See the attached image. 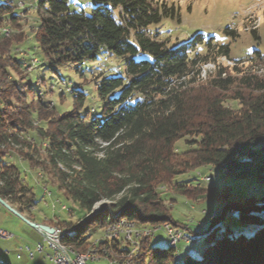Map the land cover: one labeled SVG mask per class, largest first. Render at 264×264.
<instances>
[{
    "label": "trees",
    "instance_id": "1",
    "mask_svg": "<svg viewBox=\"0 0 264 264\" xmlns=\"http://www.w3.org/2000/svg\"><path fill=\"white\" fill-rule=\"evenodd\" d=\"M93 1L85 14L71 8L69 0H38L39 21L30 35L41 58L20 47L31 56L22 59L11 47L12 36L3 31L20 27L19 16L9 0H0V197L34 221L33 188L6 158L14 153L30 171H42L57 196L76 205L67 213L79 215L77 221L42 222L59 226L60 243L81 251L90 244L93 227L107 228L121 219L178 225L157 185L166 184L192 200L213 192L197 175L173 180L186 171L216 167L221 176L253 177L264 185V76L249 72L238 77L219 68L211 79L197 82L200 66L229 55L226 44L196 33L169 46L148 28L173 16L157 0ZM103 51L119 57L124 71L93 75L98 112L85 108L86 94L73 89L70 109H47L29 74L23 81L13 76L22 74L23 60L31 63L32 57L36 68L46 64L51 75L58 76V67L69 64L83 76L85 62ZM179 140L187 145L180 160L175 153ZM227 188L221 196L228 195ZM227 218L259 227L245 235L226 225L218 233ZM200 237L208 242L201 257L187 254L180 264H264V186L258 202L247 196L222 206ZM119 242L110 240L109 245L128 253L129 247ZM138 244L135 264L174 262L177 245L155 246L147 236Z\"/></svg>",
    "mask_w": 264,
    "mask_h": 264
},
{
    "label": "rangeland",
    "instance_id": "2",
    "mask_svg": "<svg viewBox=\"0 0 264 264\" xmlns=\"http://www.w3.org/2000/svg\"><path fill=\"white\" fill-rule=\"evenodd\" d=\"M9 1L15 6L14 11L19 16L21 26L17 29L4 28L5 37L12 36L11 47L12 49L16 47L15 52L18 57H22V59L31 58L23 48L20 49V47H29L41 58L40 49L34 48L32 35H30V29L37 25L39 21L36 12L38 0ZM157 2L164 4L168 9H172L173 16L162 19L159 23H152L148 28L152 32H156L159 39L166 41L169 46L185 41L196 33H202L204 37L213 36L217 44L228 46L229 55L227 57H218L214 63L209 62L200 66L201 73L197 82L211 79L219 68H224L227 73L238 77L249 72L260 77L264 76V0H157ZM94 4L93 0H69L71 8H82L85 14L90 13ZM227 29L233 31V33H230ZM256 51L261 56L259 60ZM23 62L22 74H13V76L23 81L24 74H29L30 78L29 76L28 78L32 81V85L37 90L40 99L44 103H48L47 109H52L50 107L53 105L60 112L71 108L72 97L75 94L72 89L83 91L86 94L85 108H93L94 112H98L100 101L94 90L93 75L105 71L107 74L116 76L122 75L124 71L122 60L114 55L107 56L104 51L94 60L85 62L83 76L77 74L69 64L58 67V76H56L55 74H49L50 69L46 64H41L36 68L35 57H32L31 63L26 60H23ZM226 72L222 74V77L225 76ZM39 77H42L44 82L39 83L37 81ZM61 94L63 98H60ZM32 98V102L36 104L37 99ZM230 103L232 102L230 101ZM175 148L176 158L182 159L180 152L185 150L187 145L183 140H179L176 142ZM6 158L20 168L25 182L33 188L37 200L35 207L37 213H34L35 216L38 215L39 219L40 216H45L66 222H74L80 218L75 213H72V215L67 213L70 211L69 209H76V205L65 200L62 196H57L56 188L51 186L44 178L45 175L42 171L39 169L30 171L25 162L14 153H10ZM194 175L199 176V183H202L203 186L213 188L210 196L192 200L178 195L166 184H159L156 187V190L161 192V197L165 199L166 205L171 208L172 218L179 222L174 227L180 230L184 229L189 237L188 241L177 243L172 264H180L187 254L195 258L201 257L202 251L208 242L202 241L200 236L203 233V228L200 229L199 226L202 223L208 224L209 215L213 211L227 203L240 201L247 196H254L258 202L264 186L262 182L253 177L221 176L216 167L210 166L186 171L175 176L173 180L189 179ZM204 176H211L212 179L203 181ZM186 183L188 182L185 181L184 184ZM225 187H228V195L223 197L221 193ZM103 202L106 201L95 205L92 214L100 210ZM234 212L236 211L234 210ZM233 220L234 222H231L228 218L223 220L219 224L218 233H224L226 225L232 230V233L241 232L245 235H250L253 230L259 227V224H244L238 222L237 219ZM132 223L134 227L131 228L138 233L140 231L141 233H147V228L154 226L133 221ZM53 227L60 229L59 226ZM105 228L93 227L92 236L89 240L90 244L85 250L79 252L97 251L94 252L95 255H100L103 258L101 253L104 250L105 246L103 244L105 243H100L102 245H97L96 248L92 243L96 239H104ZM167 231L157 229L151 237L153 245L165 247L168 244ZM6 234L8 236L3 237ZM119 243L130 247L125 241ZM37 244L42 245L44 250L39 251L36 249ZM48 253H50V248L44 236L0 205V264H53L47 257ZM132 256L133 254L130 255L131 258H133ZM135 258L136 256L133 258V263L136 260ZM87 264L106 263L103 260H88Z\"/></svg>",
    "mask_w": 264,
    "mask_h": 264
},
{
    "label": "built area",
    "instance_id": "3",
    "mask_svg": "<svg viewBox=\"0 0 264 264\" xmlns=\"http://www.w3.org/2000/svg\"><path fill=\"white\" fill-rule=\"evenodd\" d=\"M211 179H212L211 177L202 178L203 181H210ZM199 228L200 229L203 228V224H200ZM157 229L170 230V245L173 246L177 245V243L180 241H188L189 239L184 229L183 230L177 229L168 222L159 225H154L151 228H147V233H136V230L124 227L123 220H119L113 223V231L109 232L108 236L104 237L103 240L96 239L92 244L96 248V245H98V243H109L110 240H114V239L125 241L127 244L130 245V247L128 245L127 247H129L130 252H133V258H134V252L136 250V246H139L138 239L136 238L137 237L140 238L143 236L152 237V235ZM57 233L58 231L54 230L52 234L48 236H44L50 248V253L47 254V257L53 264H87L88 260H102V259L107 260L109 264H114V259L105 257L103 253H101V255H103V258L100 255H95L94 252L96 251H93L91 254H89V256L75 255L74 253L69 252L66 249L65 245L58 244ZM6 236H8V234H6L5 236L3 235V237ZM36 249H38L39 251H43L44 247L40 244H37Z\"/></svg>",
    "mask_w": 264,
    "mask_h": 264
},
{
    "label": "bare ground",
    "instance_id": "4",
    "mask_svg": "<svg viewBox=\"0 0 264 264\" xmlns=\"http://www.w3.org/2000/svg\"><path fill=\"white\" fill-rule=\"evenodd\" d=\"M208 177H211V176H204L203 178H208ZM121 220H123V226L124 227H127V228H130V229H132L133 227H134V225H133V223L132 222H129V221H127L126 219H121ZM132 227V228H131ZM54 230H56V231H58V233H57V242H58V244H61L60 243V236H61V231H60V229H58V228H54ZM113 231V224L111 225V226H109V227H107L105 230H104V232H105V237L106 236H108V234H109V232H112ZM168 232V233H167ZM166 232V235L168 236V244H170V230H168ZM136 233H138V232H136ZM139 233H141V231L139 232ZM98 245H102V244H100V243H98ZM105 247L102 249L103 251H102V253H103V255L105 256V257H109L110 259H114V262H118V264H135V263H133V260H132V258L130 257V255H132L133 254V252H128V253H120V252H118V251H116V250H114L110 245H109V243H105V244H103ZM96 247H97V245H96ZM66 249L69 251V252H72V253H74L75 255H82V256H89V254H91L93 251H88V252H85V253H83V252H79V251H76V250H74V249H71V248H69V247H66ZM136 249H137V246H136ZM97 252V251H96ZM136 253V250H135V252H134V254ZM120 255L122 256L121 258H120ZM133 257V256H132ZM117 259H119V261H117Z\"/></svg>",
    "mask_w": 264,
    "mask_h": 264
},
{
    "label": "water",
    "instance_id": "5",
    "mask_svg": "<svg viewBox=\"0 0 264 264\" xmlns=\"http://www.w3.org/2000/svg\"><path fill=\"white\" fill-rule=\"evenodd\" d=\"M0 205L3 206L6 210H8L10 213H12L15 216H17L19 219H21L27 225H29L30 227L36 229L42 236H48V235H50V234H52L54 232V227L53 226H51L49 224H45V223H37L35 221H32V220L28 219L27 217L22 215L18 210H16L14 207H12L7 201L2 199L1 197H0ZM221 208L216 209L215 211H213V213H211L209 215V220L208 221H210V220L214 219L216 216H218L219 213L221 212ZM202 224H203V228H204L205 223H202Z\"/></svg>",
    "mask_w": 264,
    "mask_h": 264
},
{
    "label": "crops",
    "instance_id": "6",
    "mask_svg": "<svg viewBox=\"0 0 264 264\" xmlns=\"http://www.w3.org/2000/svg\"><path fill=\"white\" fill-rule=\"evenodd\" d=\"M34 213H37V212H36V209H33V210H32V216H33V218H34V221H37V222H40V223H41L43 220H49V219H52V218H47V217H45V216H44V217H41V216H40V219H39V218L37 217L38 215L35 216ZM102 260H103V262H105L106 264H109L107 260H105V259H102ZM117 261H119V259H117ZM114 264H118V262H114Z\"/></svg>",
    "mask_w": 264,
    "mask_h": 264
}]
</instances>
